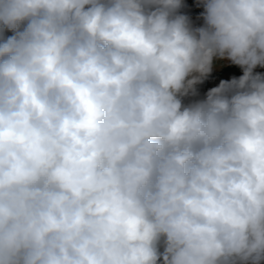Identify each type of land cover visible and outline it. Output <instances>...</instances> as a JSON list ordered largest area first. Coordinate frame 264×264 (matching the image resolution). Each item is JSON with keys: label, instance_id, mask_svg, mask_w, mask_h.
I'll return each instance as SVG.
<instances>
[{"label": "clouds", "instance_id": "clouds-1", "mask_svg": "<svg viewBox=\"0 0 264 264\" xmlns=\"http://www.w3.org/2000/svg\"><path fill=\"white\" fill-rule=\"evenodd\" d=\"M194 6L0 0V264H264V0Z\"/></svg>", "mask_w": 264, "mask_h": 264}, {"label": "crops", "instance_id": "crops-1", "mask_svg": "<svg viewBox=\"0 0 264 264\" xmlns=\"http://www.w3.org/2000/svg\"><path fill=\"white\" fill-rule=\"evenodd\" d=\"M195 18L198 17V16H194ZM193 18V17H191ZM200 20V19H199ZM196 21H194L195 23ZM227 61H217V64H220V65H224V66H228V65H231L230 63L226 64ZM258 71H263L262 69H257ZM216 74H220V76L218 78H231V76L235 75V76H239L242 74V71L241 69H234V70H231V71H227V72H218ZM218 78L216 77L213 81H210L208 82L207 86L204 87L201 92L203 93L204 91L207 90L208 87H211V86H215L217 83H218Z\"/></svg>", "mask_w": 264, "mask_h": 264}, {"label": "trees", "instance_id": "trees-1", "mask_svg": "<svg viewBox=\"0 0 264 264\" xmlns=\"http://www.w3.org/2000/svg\"><path fill=\"white\" fill-rule=\"evenodd\" d=\"M185 4L187 5V7L185 9H183L182 11H184L190 17L197 16L202 11V8H197V7L194 6V0H185ZM234 69H239V67L234 66V65L225 66V71H223V73L227 72V71L234 70ZM262 70L264 71V69H262ZM219 76H220V74H216V77H219ZM213 80H211V81H213ZM201 88H202V86H201Z\"/></svg>", "mask_w": 264, "mask_h": 264}, {"label": "rangeland", "instance_id": "rangeland-1", "mask_svg": "<svg viewBox=\"0 0 264 264\" xmlns=\"http://www.w3.org/2000/svg\"><path fill=\"white\" fill-rule=\"evenodd\" d=\"M198 17H199V15H197ZM198 17H193L192 18V22H193V24L195 25V26H200L202 23H203V21H202V19H198ZM194 21H196L195 23H194ZM11 33H8V35H10ZM229 62H226V64H228ZM218 78V77H217ZM219 79L220 78H218V81H219ZM208 84H206V85H203L202 86V88H201V90L204 88V87H206Z\"/></svg>", "mask_w": 264, "mask_h": 264}]
</instances>
